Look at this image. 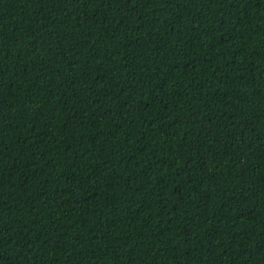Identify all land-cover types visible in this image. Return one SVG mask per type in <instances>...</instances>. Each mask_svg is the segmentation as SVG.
I'll list each match as a JSON object with an SVG mask.
<instances>
[{
    "label": "trees",
    "instance_id": "trees-1",
    "mask_svg": "<svg viewBox=\"0 0 264 264\" xmlns=\"http://www.w3.org/2000/svg\"><path fill=\"white\" fill-rule=\"evenodd\" d=\"M0 264H264V0H0Z\"/></svg>",
    "mask_w": 264,
    "mask_h": 264
}]
</instances>
